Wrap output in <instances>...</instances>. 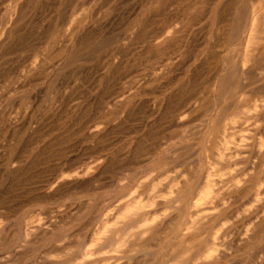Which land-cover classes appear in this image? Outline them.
<instances>
[{
	"label": "bare ground",
	"instance_id": "bare-ground-1",
	"mask_svg": "<svg viewBox=\"0 0 264 264\" xmlns=\"http://www.w3.org/2000/svg\"><path fill=\"white\" fill-rule=\"evenodd\" d=\"M195 20L198 23L206 20L198 30L203 50L195 57V62L202 64L192 70L193 74L185 73L183 81L175 89L167 91L163 102L160 100L162 104L156 122H163L162 119L167 117V108L173 109V101L188 100L187 103H191L186 110L183 108L185 111L174 110L170 119L167 117L175 131L172 129L174 132L171 134L167 132L169 135L157 141V146L143 151L141 160L136 164L147 163V166L139 170L134 178L128 179L125 176L129 175V171L125 168L129 167L122 165L118 171L121 173L124 169L123 173L128 175L116 181L119 193L107 198L97 192L105 188L104 175L114 169L112 158L94 161L81 171L63 172L52 187L49 188L50 180L42 187L48 190L46 197L43 196L46 201H55L69 193H95L86 195L81 205L85 213L78 221L83 222L91 216L96 228L90 227L85 234L68 236L75 241L64 248L45 252L46 256L55 257L52 264H264V138L257 137L258 123L264 119V0L146 1L138 19L132 24L128 40L131 44L135 41L142 44L139 48L143 51L138 54L143 61L154 58L153 63L157 66L167 62L166 69L162 65L166 72L158 74L162 75L158 77L155 74L158 69L153 70L154 80H150L153 84L147 81L148 84L139 87L141 89L137 92H128L126 99H121V104H125L132 115L148 88L154 89L151 88L154 84L161 87L163 81L169 84L168 71L172 70L173 74L172 68L177 66L189 48L191 36L187 35V28ZM72 38H67V42ZM174 60L176 63H173ZM227 66L230 69L228 72L231 71L228 75H233L231 80L227 75L231 82L223 75ZM195 76H201L204 85L194 96L185 90ZM101 95L104 96L103 93ZM116 95L119 96L118 93ZM198 114L203 120L196 126L197 130L192 135L194 138L189 142L187 139L192 136L187 137V126ZM111 118L112 114L106 113L99 120L109 122ZM96 125L85 128V134L94 142H98L104 133V129ZM194 147L198 153L194 152L185 164L187 167L182 179L173 180L165 187L168 182L164 184L163 178L180 159L182 150L190 151ZM248 159H254L249 173L241 168ZM133 166L130 165V170L136 172ZM137 168L140 169L139 166ZM153 173L158 175L156 179L149 181L147 178L139 182ZM135 187L136 190L130 194ZM129 194V199L119 201ZM58 218V222L54 221L47 227L37 222L30 229V223H26L25 245L54 235L69 221L68 216ZM239 221L242 225L238 226ZM8 238L9 234L3 231L0 239L7 243L10 242Z\"/></svg>",
	"mask_w": 264,
	"mask_h": 264
},
{
	"label": "rangeland",
	"instance_id": "rangeland-1",
	"mask_svg": "<svg viewBox=\"0 0 264 264\" xmlns=\"http://www.w3.org/2000/svg\"><path fill=\"white\" fill-rule=\"evenodd\" d=\"M146 1L148 0H0V235L5 231L9 234L10 241L3 243L0 239V264H52L55 257L46 256L45 252L64 248L75 241L68 236L85 234L88 229L96 228L91 216L83 222L78 221L85 213L81 205L86 200V195L95 193H69L55 201H46L48 190L42 189L45 183L50 180V188L63 172L68 174L71 171H81L94 161L112 158L114 169L104 175L105 188L97 193L103 198L118 194L119 186H116V181L128 175L123 171H129V175L125 176L128 179L138 175L137 173L147 166V163L136 164L141 160L143 151L154 148L162 138L175 131L170 125V113H175L176 110L185 111L186 106L191 103L185 100L186 104L183 105L184 100L173 101L174 106L170 104L173 106V112L168 108L167 113L165 112L169 119L164 116L163 122H156L162 104L160 100L163 102L167 91L175 89L177 84L183 81L185 73L193 74L192 70L200 68L202 64L195 62V57L203 50L198 30L206 20L199 23L195 20L188 25L187 35L191 36V44L177 62L178 67L172 68L175 70L173 74L172 70L168 71L167 82L171 85L163 81L160 83L161 87L154 84L151 87L154 89L148 88L149 93L146 91V95L140 98L141 104L132 115L127 106L121 104V99L124 101L128 92H137L144 84L146 86L147 81L150 84V80H154L153 70L158 69L155 73L158 77L162 76L158 74L164 75L166 72L163 68L166 69L167 62L157 66L152 58L150 61L148 59L150 64L152 62L149 65L148 61H143L139 55L143 51L140 50L142 44L137 41L131 44L128 40L132 33V24L138 19ZM67 38L72 39L67 42ZM76 41L77 44L80 42L78 46ZM146 63L149 69L146 68ZM173 63H176V60ZM229 66L226 67V72L230 70ZM225 71L223 75L228 80L227 75H230L231 71L227 74ZM231 76L233 77L232 73ZM231 76L230 80L233 79ZM147 77L150 79L146 80ZM230 80L228 81L231 82ZM203 85L201 76H195L185 91L195 96ZM106 113L112 114L110 121H100ZM202 120L200 114L195 116L187 126V137L195 133ZM151 123L154 124L151 126ZM94 124L104 129L98 142H94L85 134V128ZM258 125L257 137L264 138V119ZM144 137L148 143L144 141ZM192 138L194 137H189L187 141L191 142ZM130 142L134 145L131 146ZM133 146L136 147L135 152ZM191 149V152L185 148L182 150L180 159L163 178L164 184L165 181L168 182L165 187L173 180L182 179L187 167L185 164L190 161L194 152L198 153L196 147ZM130 158L134 159L131 161ZM253 161L254 159H248L241 168L247 173L251 172ZM128 162L131 163L128 165ZM122 165L128 166L129 169L125 168L120 173L118 169ZM130 165L136 167L137 171L130 170ZM157 176L153 173L151 177L146 176L139 182L147 178L149 181L154 180ZM130 194L119 201H126ZM61 216H68L69 221L55 231L54 235L39 242L30 241L25 245L26 223H30V229L32 225H37V222H42L41 224L47 227L54 221L58 222V217ZM240 224L242 225L240 222L238 226ZM82 229L84 230L81 231Z\"/></svg>",
	"mask_w": 264,
	"mask_h": 264
}]
</instances>
